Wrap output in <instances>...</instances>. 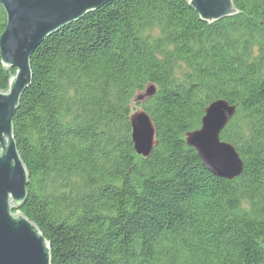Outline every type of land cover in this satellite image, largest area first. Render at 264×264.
Segmentation results:
<instances>
[{"label": "trees", "instance_id": "trees-1", "mask_svg": "<svg viewBox=\"0 0 264 264\" xmlns=\"http://www.w3.org/2000/svg\"><path fill=\"white\" fill-rule=\"evenodd\" d=\"M204 23L188 0H117L47 38L14 116L29 171L21 212L52 264H264V0ZM7 25L0 4V37ZM15 70L0 56V90ZM152 119L149 158L132 103ZM218 100L237 106L221 140L244 173L213 175L187 145Z\"/></svg>", "mask_w": 264, "mask_h": 264}, {"label": "water", "instance_id": "water-1", "mask_svg": "<svg viewBox=\"0 0 264 264\" xmlns=\"http://www.w3.org/2000/svg\"><path fill=\"white\" fill-rule=\"evenodd\" d=\"M115 1L0 0L7 17L0 37L1 64L6 70L16 71L8 91L0 90V264H52L50 242L21 212L28 198L30 175L18 151L14 116L33 82L31 58L47 38ZM188 4L208 24L240 14L234 0H188ZM156 93L157 87L150 85L135 101L143 105ZM236 112L237 106L215 101L207 107L201 129L186 135L187 145L204 167L226 180H235L244 173V163L235 147L221 140ZM130 121L135 152L149 158L157 146L151 117L141 110Z\"/></svg>", "mask_w": 264, "mask_h": 264}, {"label": "rangeland", "instance_id": "rangeland-1", "mask_svg": "<svg viewBox=\"0 0 264 264\" xmlns=\"http://www.w3.org/2000/svg\"><path fill=\"white\" fill-rule=\"evenodd\" d=\"M135 100L132 103V108H133L134 113L142 110L141 104L137 103Z\"/></svg>", "mask_w": 264, "mask_h": 264}]
</instances>
